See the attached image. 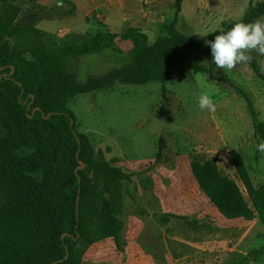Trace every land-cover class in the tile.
<instances>
[{
	"label": "rangeland",
	"instance_id": "374dc122",
	"mask_svg": "<svg viewBox=\"0 0 264 264\" xmlns=\"http://www.w3.org/2000/svg\"><path fill=\"white\" fill-rule=\"evenodd\" d=\"M250 1L183 0L180 13L176 0H6L5 8L17 15L15 31L28 32L30 43L64 51L80 41L83 52L74 63L84 84L131 63L133 45L119 40L127 30L145 34L153 45L175 22L181 33L205 43L214 31L242 19ZM98 33L117 35L113 46L95 50L91 40ZM9 52L33 61L26 42L7 37L0 53ZM251 55L250 63L228 72L212 59L187 54L163 84L116 85L68 100L76 131L89 137L93 153L129 176L103 197L118 220L117 237L82 245L80 264H264L259 218L226 220L191 171L194 162L215 161L251 204L230 161L235 150L253 187L264 188V153L256 149L262 141L256 128L264 123V71L258 63L264 57ZM201 92L213 97L215 112L199 109ZM18 166L34 168L30 161Z\"/></svg>",
	"mask_w": 264,
	"mask_h": 264
},
{
	"label": "trees",
	"instance_id": "16d2710c",
	"mask_svg": "<svg viewBox=\"0 0 264 264\" xmlns=\"http://www.w3.org/2000/svg\"><path fill=\"white\" fill-rule=\"evenodd\" d=\"M254 1L242 19L214 31L207 41L236 22L263 18L264 0ZM5 2L0 0V47L7 37L31 44L33 61L0 53V264H80L82 245L117 237L118 220L103 197L129 176L112 167L102 153H93L89 137L76 131L68 100L116 85L163 84L187 54L212 59L211 50L181 33L175 22L153 45L145 34L129 29L119 40L133 45L131 63L82 84L74 59L81 57L83 44L73 41L59 51L30 43L28 32L15 31L17 15L5 8ZM182 3L176 0L178 13ZM30 31L41 34L36 28ZM116 38L98 33L91 43L100 51L112 47ZM256 132L264 140V123ZM229 157L251 204L215 161L192 164L200 191L226 220L258 217L264 225V188L253 187L237 151ZM20 160L32 162L34 168L20 169Z\"/></svg>",
	"mask_w": 264,
	"mask_h": 264
},
{
	"label": "clouds",
	"instance_id": "9594fccd",
	"mask_svg": "<svg viewBox=\"0 0 264 264\" xmlns=\"http://www.w3.org/2000/svg\"><path fill=\"white\" fill-rule=\"evenodd\" d=\"M211 50L212 62L219 69L231 72L237 65L252 61V53L264 57V19L257 18L252 22H236L230 29L221 31L214 40L205 42ZM264 71V60L258 61ZM201 111L213 113L216 104L213 97L201 92L197 97ZM257 151L264 153V140L256 145Z\"/></svg>",
	"mask_w": 264,
	"mask_h": 264
}]
</instances>
